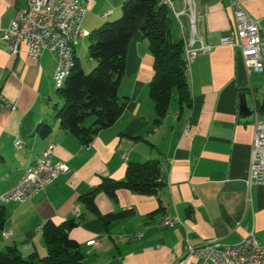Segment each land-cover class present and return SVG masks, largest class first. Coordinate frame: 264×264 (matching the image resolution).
<instances>
[{
  "label": "crops",
  "instance_id": "crops-1",
  "mask_svg": "<svg viewBox=\"0 0 264 264\" xmlns=\"http://www.w3.org/2000/svg\"><path fill=\"white\" fill-rule=\"evenodd\" d=\"M86 1L83 29L88 36L78 41L75 58L88 73L96 66L89 57V35L119 19L126 0ZM173 1L178 12L185 10V0ZM232 1L259 23L264 42V0H195L197 32L217 47L200 54L187 71L191 107L182 109L175 99L156 123L150 97L154 59L139 33L129 45L119 87L122 114L89 147L56 119L63 104L54 83L57 56L45 51L29 58L24 47L13 56L0 41V196L18 184L50 144L56 146L54 161L70 167L69 174L32 200L3 206L0 251L16 247L24 257L44 258V224L71 219L79 222L69 236L80 245L84 264H198L187 258L189 246L234 245L252 233L264 246V187L248 182L254 121L240 116L242 92L256 97L259 108L264 103V72L249 73L241 50L218 45L237 31ZM27 5L28 0H0V26L10 27ZM171 18V40L189 39V17L183 15L180 22L171 11ZM262 54L264 60V43ZM259 116L264 117V108ZM43 124L52 127L47 136L41 133ZM18 140L23 141L20 149ZM148 161H157L165 178L157 195L122 189L115 200L99 192L96 212L83 205L82 198L106 180H124L130 163ZM171 216L180 222L162 227ZM92 240L97 244L87 246Z\"/></svg>",
  "mask_w": 264,
  "mask_h": 264
},
{
  "label": "trees",
  "instance_id": "trees-1",
  "mask_svg": "<svg viewBox=\"0 0 264 264\" xmlns=\"http://www.w3.org/2000/svg\"><path fill=\"white\" fill-rule=\"evenodd\" d=\"M171 9L161 0H126L119 19L106 23L89 35V57L96 62L90 73L76 66L57 89L62 107L56 114L61 127L89 145L98 133L111 127L121 116L125 103L119 98V87L124 77L128 48L141 33L148 41L154 59V77L150 97L154 102L156 123L167 116L177 99L181 108L191 107V91L185 67L184 41L173 42ZM76 60V58H75ZM52 127L41 126L47 136ZM166 186L157 161L130 163L125 179L106 180L82 198L83 205L96 212L95 196L105 192L117 199V192L125 189L139 195H157ZM5 215L0 206V231L4 229ZM75 219L60 225L46 222L42 228L47 255L24 257L16 247L0 251V264H84V256L77 241L69 232L78 227Z\"/></svg>",
  "mask_w": 264,
  "mask_h": 264
},
{
  "label": "built area",
  "instance_id": "built-area-1",
  "mask_svg": "<svg viewBox=\"0 0 264 264\" xmlns=\"http://www.w3.org/2000/svg\"><path fill=\"white\" fill-rule=\"evenodd\" d=\"M186 8L178 12L173 0H164V5L174 8L175 16L181 22V17L187 15L190 19V37L193 40V51L189 58L193 63L200 54L212 52L217 45L206 42L197 32V6L195 0H185ZM236 20V34L222 37L218 45L231 46L241 50L247 71L264 72L262 54L263 41L261 28L244 8L232 1ZM87 15L86 0H28L26 8L17 11L15 18L8 28L0 26V41L4 42L8 51L19 55L24 47L29 58H39L45 51L54 53L58 59V67L54 76L55 85L62 84L63 69L69 64H76L75 47L80 39L88 36L83 29ZM182 25V24H181ZM23 145L22 140L15 144L17 149ZM88 147L90 146L87 145ZM55 144H50L36 161L29 165L18 184L0 196V204H24L37 194L44 192L61 176L70 173V167L64 162L53 159ZM128 160V154L123 155ZM249 184L264 187V117L259 114L254 119V139L252 145ZM180 222L177 217L164 223L168 228ZM6 237L10 235L5 232ZM138 237H142V234ZM96 240L87 243L95 246ZM187 258L194 257L198 264H264V246L258 237L252 233L238 244L230 245L214 241L200 248L188 247Z\"/></svg>",
  "mask_w": 264,
  "mask_h": 264
},
{
  "label": "water",
  "instance_id": "water-1",
  "mask_svg": "<svg viewBox=\"0 0 264 264\" xmlns=\"http://www.w3.org/2000/svg\"><path fill=\"white\" fill-rule=\"evenodd\" d=\"M264 103L260 106L257 104V98L245 92L240 94V116L243 120L254 121L255 116L262 114Z\"/></svg>",
  "mask_w": 264,
  "mask_h": 264
},
{
  "label": "bare ground",
  "instance_id": "bare-ground-1",
  "mask_svg": "<svg viewBox=\"0 0 264 264\" xmlns=\"http://www.w3.org/2000/svg\"><path fill=\"white\" fill-rule=\"evenodd\" d=\"M161 2L164 5V0H161ZM165 6H167L169 9L174 11L173 7H170L168 5H165ZM184 45H185V67H186V70L188 71V70H190V66L193 63V58H189V51H193V40H189V39L186 40L185 39ZM75 66H76V64H69L65 69H63V76L64 77L70 76V74H71V72ZM64 80L65 79H63L62 84H63ZM62 84H61V86H62ZM55 86L57 87V89L61 87L60 85H55ZM0 206H5V205L0 204ZM170 219H171V217L166 218L163 222V225H164V223L168 222Z\"/></svg>",
  "mask_w": 264,
  "mask_h": 264
},
{
  "label": "rangeland",
  "instance_id": "rangeland-1",
  "mask_svg": "<svg viewBox=\"0 0 264 264\" xmlns=\"http://www.w3.org/2000/svg\"><path fill=\"white\" fill-rule=\"evenodd\" d=\"M88 73H90V72H88Z\"/></svg>",
  "mask_w": 264,
  "mask_h": 264
}]
</instances>
